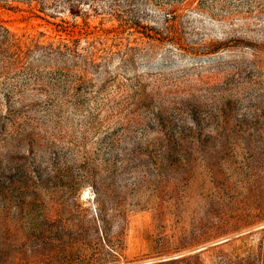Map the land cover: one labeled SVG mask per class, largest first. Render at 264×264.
I'll return each instance as SVG.
<instances>
[{
  "label": "rangeland",
  "instance_id": "374dc122",
  "mask_svg": "<svg viewBox=\"0 0 264 264\" xmlns=\"http://www.w3.org/2000/svg\"><path fill=\"white\" fill-rule=\"evenodd\" d=\"M4 29L0 264H264V0H0Z\"/></svg>",
  "mask_w": 264,
  "mask_h": 264
},
{
  "label": "trees",
  "instance_id": "16d2710c",
  "mask_svg": "<svg viewBox=\"0 0 264 264\" xmlns=\"http://www.w3.org/2000/svg\"><path fill=\"white\" fill-rule=\"evenodd\" d=\"M3 31L5 33L4 38L9 45L4 50H2V47L0 46V55L2 58L8 60L14 59V62H18L23 53L20 40H16L14 39V36H10V32L7 29H4Z\"/></svg>",
  "mask_w": 264,
  "mask_h": 264
}]
</instances>
